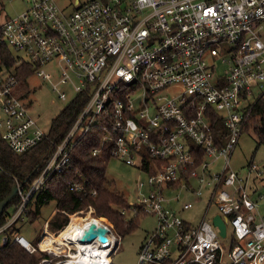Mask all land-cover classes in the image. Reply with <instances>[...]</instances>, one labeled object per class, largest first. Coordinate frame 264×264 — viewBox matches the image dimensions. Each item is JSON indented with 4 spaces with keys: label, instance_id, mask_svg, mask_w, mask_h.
Segmentation results:
<instances>
[{
    "label": "built area",
    "instance_id": "built-area-1",
    "mask_svg": "<svg viewBox=\"0 0 264 264\" xmlns=\"http://www.w3.org/2000/svg\"><path fill=\"white\" fill-rule=\"evenodd\" d=\"M23 1L27 7L13 16L0 2V43L21 51L15 64L31 61L60 100L79 94L89 99L33 181L14 177L21 202L0 226V245L8 240L7 228L27 217L34 194L70 164L77 140L99 124L105 134L93 155L112 143V158L147 173L136 182L150 193L119 208L127 221L140 214L156 220L137 264H264V214L258 203L264 198L263 167L251 161L246 172L231 168L246 123L264 97V0ZM22 86L12 69L0 65V138L16 153L49 133L31 114ZM216 113L227 128L221 147L213 126ZM220 159L224 165L218 170ZM4 170L0 160V174ZM69 184L76 192L97 193L83 175ZM166 188L177 196H167ZM184 192L197 199L182 202ZM204 199V213L193 223L183 213ZM213 204L219 211L210 215ZM83 211L70 213L67 225ZM86 211L94 215L95 210ZM217 214L227 225L225 235L214 222ZM105 221L104 242L99 236L82 241L89 228L81 231L80 244L45 246L43 235L52 239L61 232L47 228L34 241L21 232L13 239L41 254L38 264H93L83 259L90 256L84 245L95 242L109 249L105 264H112L121 241Z\"/></svg>",
    "mask_w": 264,
    "mask_h": 264
},
{
    "label": "trees",
    "instance_id": "trees-1",
    "mask_svg": "<svg viewBox=\"0 0 264 264\" xmlns=\"http://www.w3.org/2000/svg\"><path fill=\"white\" fill-rule=\"evenodd\" d=\"M17 62V53L4 43H0V65L4 64L12 69L18 78V82L24 85L26 80L34 73L36 67L28 60H21L18 64H15ZM88 99L87 94H79V96L67 102L53 118L48 136L23 153H16L4 139L0 138V160L5 168L0 174V202L11 192L13 185L16 183L14 177L19 179L29 178L33 181L34 177L41 172L46 162L57 150V146L64 141L70 131L69 129L80 115L79 113ZM254 109L245 129L252 130L256 141L260 144L264 142V97L259 99ZM213 126L216 139L220 142L219 146L221 147L226 141L227 128L224 126L219 113H216V117H213ZM104 134L105 130L102 126L96 124L77 140L70 152V164L65 165L61 172L53 173L46 183V187L34 194L33 199L27 206L26 220L29 222L35 221L44 214V208L53 201L55 202L54 208H58V210L50 218L51 212L45 223L48 221L49 230L55 233L64 230L69 222L70 213L84 209L83 213L76 215L69 224L91 213L86 211L89 206H92L95 210L93 216L107 217L121 237L132 233L140 226L141 219L145 215L140 214L131 221H127L120 212L119 208L129 206L130 201L126 193L118 189L115 179L113 180L108 175V166L113 159L111 155L112 143L109 144V147L104 148L101 154L95 156L92 153V150L101 143ZM80 175L89 179L87 188L96 189V195L84 194L71 189L69 181L73 177L79 178ZM20 202L21 197L19 195L9 201L0 215V226L15 213ZM19 219L25 220L22 217H19ZM18 220L6 230L8 240L0 245V264H38L42 257L41 254L30 252L13 239L15 234L21 232V228L17 226ZM40 233L41 231L37 236ZM149 264L156 263L149 262Z\"/></svg>",
    "mask_w": 264,
    "mask_h": 264
},
{
    "label": "rangeland",
    "instance_id": "rangeland-1",
    "mask_svg": "<svg viewBox=\"0 0 264 264\" xmlns=\"http://www.w3.org/2000/svg\"><path fill=\"white\" fill-rule=\"evenodd\" d=\"M4 4V12L6 15L13 16L16 13L23 11L27 6V3L23 0H1ZM64 4L66 0H58ZM5 14L1 17H4ZM18 54H23L21 51ZM47 69H54L50 64L46 65ZM220 67L218 70H221ZM24 92V99L31 112L39 119L40 125L48 131L53 118L59 113V111L67 103V100H60L57 98L52 90L51 83L45 81L42 77L38 76L35 72L26 80L25 84L21 87ZM69 97H73L74 91L69 86H66ZM26 94V95H25ZM251 161L260 163L264 171V142L258 143L256 141L255 134L252 130H244L240 138V143L235 149L231 168L234 170H240L242 172L247 171V166ZM224 165V159L217 161V169L220 170ZM108 175L113 180L115 179L118 189L123 193H126L130 202H135L139 199V195H147L150 193V189L147 186L140 187L137 185L136 180H146L147 173L142 171L138 165L127 164L119 158H113L108 166ZM259 189L264 193V176L263 182L259 185ZM165 194L170 197L177 196L176 191L166 188ZM196 195L184 192L182 196V202L191 200L195 201ZM261 212L264 214V198H258ZM206 199L202 201V204L197 203L195 208L185 210L183 215L197 223L201 219V215L204 213L206 207ZM205 206V207H204ZM55 207V202H51L50 205L44 208V214L33 222L28 220H18L17 226L21 228L22 234H24L29 240L34 241L36 234L40 232L45 224V220ZM181 207V203L177 205ZM219 209L213 204L211 205L210 215L215 214ZM89 214V213H88ZM106 221L112 223L107 217L102 216ZM154 216L148 214L141 219L140 226L136 228L132 233L121 237L115 230L114 232L120 236V244L113 250L111 255L113 264H137L138 252L140 248L147 242L148 235L152 231L151 228L154 225ZM80 225V224H78ZM151 230V231H150Z\"/></svg>",
    "mask_w": 264,
    "mask_h": 264
},
{
    "label": "bare ground",
    "instance_id": "bare-ground-1",
    "mask_svg": "<svg viewBox=\"0 0 264 264\" xmlns=\"http://www.w3.org/2000/svg\"><path fill=\"white\" fill-rule=\"evenodd\" d=\"M104 218L101 216L99 218L92 215V213L86 214L80 219H78L76 222L71 223L65 228L63 231H61L59 234H56L50 239V236L43 235L42 237V244L45 246H51L56 245L59 242L67 244L68 242H76L79 243V235L81 231L86 228L88 229L90 225L94 224L97 226H103V220ZM80 224V225H78ZM44 240V241H43ZM108 241V240H107ZM85 250L88 251L90 256H87L85 254L83 259H86L87 262H92L93 264H105L106 262L110 261L109 258V249L107 247L98 246V242H95L93 244H89V248L87 245H84ZM94 253L95 258L92 259L91 254ZM80 259H82L80 257ZM69 263H72L73 260H69Z\"/></svg>",
    "mask_w": 264,
    "mask_h": 264
},
{
    "label": "water",
    "instance_id": "water-1",
    "mask_svg": "<svg viewBox=\"0 0 264 264\" xmlns=\"http://www.w3.org/2000/svg\"><path fill=\"white\" fill-rule=\"evenodd\" d=\"M17 190L18 187L16 184L13 185L12 190L9 194L6 195V197L0 202V215L2 214V211L4 207L11 201L14 197L17 195ZM214 222L217 223L220 228H221V234L225 235L226 234V228L227 225L226 223L221 219V216L219 214L214 216ZM107 231L108 229L105 226H97V225H90L88 231L86 234L83 236L82 241H91L93 240L96 236H99L100 240L102 242L107 241ZM7 241V240H6ZM5 241V242H6Z\"/></svg>",
    "mask_w": 264,
    "mask_h": 264
},
{
    "label": "crops",
    "instance_id": "crops-1",
    "mask_svg": "<svg viewBox=\"0 0 264 264\" xmlns=\"http://www.w3.org/2000/svg\"><path fill=\"white\" fill-rule=\"evenodd\" d=\"M153 224H154V225L152 226L151 230H153V229L156 227V220H155V217H154ZM47 225H48V224H47V221H46V223H45L44 227L42 228V230L45 229V228H47V229L49 230V227H48ZM42 230H41V231H42ZM151 230H150V231H151ZM49 231H50V230H49ZM21 233H22V231H21ZM38 233H39V232H38ZM38 233H37V234H38ZM37 234H36L35 239L38 237ZM35 239H34V240H35ZM43 241H44V240H43Z\"/></svg>",
    "mask_w": 264,
    "mask_h": 264
}]
</instances>
